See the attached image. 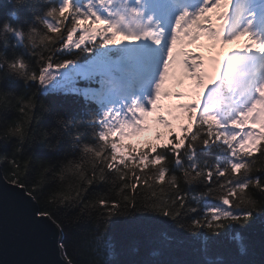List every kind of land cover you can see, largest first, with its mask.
Listing matches in <instances>:
<instances>
[{"label": "trees", "instance_id": "trees-1", "mask_svg": "<svg viewBox=\"0 0 264 264\" xmlns=\"http://www.w3.org/2000/svg\"><path fill=\"white\" fill-rule=\"evenodd\" d=\"M62 2L0 0V60L20 57L27 64V71L39 73L41 65L46 66L47 57L54 62L73 58L63 48L64 44H68L72 53H78L77 62L87 60L90 53L81 52L72 44L83 34L80 28L88 27L75 23L74 9L70 6L63 16L58 13L55 19L47 16L48 11L62 6ZM71 2L76 5L74 0H70V5ZM45 22L57 30L49 32ZM6 24L11 32L5 30ZM71 28L76 30L69 41ZM17 32L21 33L19 38ZM88 43L86 40L81 48ZM102 52L111 57L117 53L115 46ZM81 79L79 74L67 80L57 75L51 84L41 87L38 81L8 77L5 68L0 67V132L15 118L23 123L27 133L19 151L14 150L15 140L0 141L1 173L6 181L22 187L29 195L34 192L35 196H30L37 207H52L62 222V228H57L65 260L69 264H264V212H255L247 221L241 219L237 223L221 218L212 220L211 229L205 226L214 215V207L231 210L240 204L244 208L241 198H251L258 208L264 207V184L261 188L250 186L243 192L237 190L229 197L230 204L223 205L217 199L220 195L217 185L226 183L227 179L233 184L242 182L244 169L219 178L213 175L211 181L200 177L186 182L183 169L191 172L193 164L205 171L225 167L218 160L222 150L218 143L194 146L191 160L183 156L181 147L179 165L167 149L157 146L158 151L167 153L168 160L163 164L146 161L141 165L139 156L154 144L153 135L143 134L133 144H124L117 135L99 140L100 110L86 99ZM5 93L9 95L5 97ZM178 115L179 119L187 120L186 114L178 112ZM194 131L195 124L191 131L181 135L190 136ZM159 133L164 135L166 131ZM113 141L121 145L118 149L121 155L116 154V160L111 159ZM53 145L54 150H50ZM86 147L93 151L86 152ZM97 151L99 157L95 155ZM148 155L154 157L155 153ZM121 159L124 163H120ZM251 160L255 163L249 176H264V172L257 170L264 169V158L259 157V151ZM108 164L113 167L109 169ZM162 166L166 171L161 181L158 171ZM101 168L103 180L99 178ZM120 175L124 176L123 180L119 179ZM173 176L174 185L170 182ZM181 197L183 207L175 220L156 210L166 202L176 212L173 203L179 205ZM113 204L119 209L117 219L124 223L113 234L112 247L101 250L95 243L98 220L101 214L107 217ZM197 220L198 228L194 226ZM217 224L221 226L216 227ZM205 240L210 242L207 251Z\"/></svg>", "mask_w": 264, "mask_h": 264}, {"label": "snow or ice", "instance_id": "snow-or-ice-1", "mask_svg": "<svg viewBox=\"0 0 264 264\" xmlns=\"http://www.w3.org/2000/svg\"><path fill=\"white\" fill-rule=\"evenodd\" d=\"M187 0H86L82 6H76L70 0H63L62 6L47 12V16L55 19L57 14L63 16L65 11L71 6L74 9L73 19L77 25L87 24L83 29V34L78 41H72L76 49L81 52L90 53L86 63H78L75 58L78 53H72L68 44L63 48L68 49L69 55L73 58L53 61L51 57L46 58V66L41 65L39 73H32L29 79L31 82H39L41 87L51 84L62 71L66 75V80L79 74L85 80L91 81L97 75L104 77V83L109 84L113 72V65L102 55V50L110 46L137 45L139 41L150 40L155 49L159 52L158 66L160 74L154 86V98L148 101V107L140 105L133 100L123 110L110 109L103 113L101 120V131L99 140L104 141L111 135H117L118 139H124L129 134H136L144 129V117L157 110L158 100L162 95V88L166 79L170 75V70L178 67L194 81L192 85L193 101L191 104H180L178 107L187 112L188 126L182 128V134L191 131V126L195 123L196 131L188 135H175L174 139H168L167 143H161L159 148L167 149L174 158L177 165L181 163L179 150L184 148V157L192 159L191 152L194 146L216 144L222 142L227 146L231 156L229 163L223 168H215V171H205L198 169L195 164L188 169H183L186 182L204 177L211 181L213 175L217 178L224 177L226 173H237L244 169L242 182L233 184L231 179L226 183L217 185L220 195L217 196L224 205H229L230 196H234L237 190L243 192L250 186L261 188L264 184V176H249L252 172L251 160L254 153L259 151V157L264 158V39H261L251 31L252 20L247 19L246 0H195V6L191 10L184 8L165 30L159 25L151 30L146 29L138 18L143 16L141 6H147L150 10L160 16H167L170 11L182 7ZM136 5V7L133 6ZM106 14V15H105ZM77 17H82L78 19ZM152 17H147L145 23H151ZM246 21V22H245ZM49 32L56 31L57 28L51 23L45 22ZM101 26V27H97ZM6 29V26H4ZM7 29L12 31L11 28ZM76 29H69L68 40H72V32ZM17 37L21 33H16ZM98 37V39H97ZM54 43L51 38L45 37ZM31 39V36H29ZM88 40V45L81 48ZM208 41L215 45H232L238 41H244L239 47L226 49L221 52L218 59L211 61V71L205 69L204 60L200 55H193L190 52L177 51L178 46L187 44H199ZM55 63V68H53ZM119 71L126 73L135 82H140V77L127 67H121ZM50 78V79H49ZM167 98V93L163 94ZM180 99V94H177ZM156 123L170 128L171 125L165 123L163 115L156 117ZM259 125L260 130L255 126ZM247 131H244L245 127ZM171 135V134H170ZM161 134H155V140L160 141ZM187 141V143H185ZM257 141L261 144L258 145ZM170 146V147H169ZM121 147L116 141L112 142V160L117 159V150ZM86 152H92L91 148H85ZM154 152V157H149L148 153ZM243 153V155H241ZM99 157L100 152L95 153ZM168 160V155L164 151H158L157 145L153 144L140 154L139 163L146 161L153 165L163 164ZM251 161V162H250ZM120 163H124L121 159ZM112 164H108L111 169ZM264 172V169H257ZM104 169L101 168L100 179H104ZM165 167L158 171V177L162 181L165 177ZM194 173V175H193ZM123 180L124 176L120 175ZM176 178L173 176L171 183L175 184ZM22 183V181H20ZM226 185H230L226 186ZM213 189H209L212 192ZM35 196V193H30ZM242 204H236L231 210L214 207V215L205 225L211 229L212 220H230L239 222L241 219L247 221L253 217L257 211L264 212V207H257L255 200L241 198ZM176 212H172L167 206H157L156 210L161 211L164 216H172L175 220L178 216L179 208L183 207V197ZM52 220L58 228H62V222L58 220L51 206H40L32 209L33 222L36 225L47 224L45 220L35 219L36 214ZM119 209L113 204L107 213V217L100 215L97 228L98 235L95 237L96 245L101 249L112 247V236L120 230L124 221L117 219ZM195 227L200 226V221L195 222ZM217 224L216 227H220ZM209 241H203L204 250H208ZM211 264V262H209Z\"/></svg>", "mask_w": 264, "mask_h": 264}, {"label": "water", "instance_id": "water-1", "mask_svg": "<svg viewBox=\"0 0 264 264\" xmlns=\"http://www.w3.org/2000/svg\"><path fill=\"white\" fill-rule=\"evenodd\" d=\"M25 190L4 179L0 169V264H69L61 255L59 230L47 217L36 214Z\"/></svg>", "mask_w": 264, "mask_h": 264}, {"label": "rangeland", "instance_id": "rangeland-1", "mask_svg": "<svg viewBox=\"0 0 264 264\" xmlns=\"http://www.w3.org/2000/svg\"><path fill=\"white\" fill-rule=\"evenodd\" d=\"M148 8L147 6H142L141 8V11L142 13H149V11H146L145 9ZM150 10V9H149ZM154 26H151V27H147L146 29L148 30H151ZM139 44V50L141 52V54L143 53L142 49L145 48L146 46L148 47H151L153 46L151 41L150 40H142V41H139L138 42ZM203 45L204 48L201 47V45ZM242 44L241 43H235V45L232 47H239L241 46ZM184 48H186V52H190L192 54L194 53H198L200 51V53H202V51L205 53L206 55V61L205 63L207 64V67H211V57L213 55H215V50H213V47H211V43L208 42V41H203L201 40L199 42V44H187L185 43L184 44ZM184 51V52H185ZM203 60H205V58H203ZM208 67V68H209ZM173 71H175V75L176 77L174 76V80H172V73ZM179 75H184L183 77V80L182 81H178V76ZM194 84V81H192L191 79L188 78V75L184 72H182L178 67L170 70V75L169 77L166 79L165 81V84L162 88V95H161V98L158 100V103H157V110L150 113L149 115H146V118L151 122V124H153L152 126V129H153V132L155 129H159L161 128L162 126L164 127V125H161V124H157L156 123V117L157 116H161L163 115L165 118H166V114H165V110L167 109V107L170 105V102L171 101H179V102H182V101H187L191 96H189V93L192 91V85ZM155 86V85H154ZM164 93H167V98L164 97ZM177 94H180V99H177ZM154 98V87H153V93L152 95L148 96L146 98V101L143 103V104H140L142 106H144L145 108H147L149 105H148V101L150 99ZM59 230V229H58ZM59 242H60V238H61V235H60V231H59ZM59 248H60V243H59ZM60 252H61V255L63 256L62 254V251H61V248H60ZM64 258V256H63ZM65 259V258H64Z\"/></svg>", "mask_w": 264, "mask_h": 264}, {"label": "clouds", "instance_id": "clouds-1", "mask_svg": "<svg viewBox=\"0 0 264 264\" xmlns=\"http://www.w3.org/2000/svg\"><path fill=\"white\" fill-rule=\"evenodd\" d=\"M5 26V30L11 32L7 29V24ZM0 67L5 68V73L8 77H14L15 79H20L25 82L29 81V79L32 77V74L27 71L26 62L23 61L20 57H16L12 61L3 58L2 60H0ZM7 95H9V93H5V97H7ZM4 108L5 110H7L8 105L5 104ZM26 136L27 133L25 126L23 125V123L15 120L14 118L12 121H8L7 127L4 128L2 132H0V141L9 143L10 141L15 140L16 145L14 147V150L19 151V145H22L24 143ZM54 148L55 145H53L50 150H54Z\"/></svg>", "mask_w": 264, "mask_h": 264}, {"label": "bare ground", "instance_id": "bare-ground-1", "mask_svg": "<svg viewBox=\"0 0 264 264\" xmlns=\"http://www.w3.org/2000/svg\"><path fill=\"white\" fill-rule=\"evenodd\" d=\"M149 51H144V53L142 54L143 55V60H144V62H146L147 63V65H149V63H150V61H151V58H153L154 57V55L153 54H149L148 52H150V51H152V52H154V49L152 48V47H150L149 49H148Z\"/></svg>", "mask_w": 264, "mask_h": 264}]
</instances>
